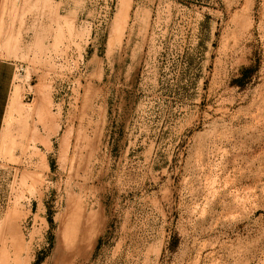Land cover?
Here are the masks:
<instances>
[{
  "label": "rangeland",
  "instance_id": "374dc122",
  "mask_svg": "<svg viewBox=\"0 0 264 264\" xmlns=\"http://www.w3.org/2000/svg\"><path fill=\"white\" fill-rule=\"evenodd\" d=\"M129 2L5 1L0 264H264V0Z\"/></svg>",
  "mask_w": 264,
  "mask_h": 264
},
{
  "label": "crops",
  "instance_id": "0c3cea01",
  "mask_svg": "<svg viewBox=\"0 0 264 264\" xmlns=\"http://www.w3.org/2000/svg\"><path fill=\"white\" fill-rule=\"evenodd\" d=\"M5 1L6 0H0V23H1V17L4 16V12H3V7H5ZM13 65L12 64H9V63H6V62H0V83L2 82H10V79H11V76H12V72H13ZM1 71L3 72H7V77L9 78V81H8V78L5 76H1ZM10 85L8 84L7 86V89H9ZM2 88V89H1ZM4 86L0 85V89L1 91L3 90ZM6 88V86H5Z\"/></svg>",
  "mask_w": 264,
  "mask_h": 264
},
{
  "label": "bare ground",
  "instance_id": "6f19581e",
  "mask_svg": "<svg viewBox=\"0 0 264 264\" xmlns=\"http://www.w3.org/2000/svg\"><path fill=\"white\" fill-rule=\"evenodd\" d=\"M125 1V0H124ZM128 3H130L129 2V0H128ZM124 4V3H123ZM125 8H127L126 6H125ZM126 13V12H125ZM125 13H124V15H125ZM123 15H121V17H122ZM120 17V18H121ZM124 24V23H123ZM121 27H123V26H121ZM14 95H15V92H14ZM16 104H17V100H16V98H14V96H13V98H12V100H11V107H13V108H15L16 109V111L17 112H21V107L20 106H16Z\"/></svg>",
  "mask_w": 264,
  "mask_h": 264
}]
</instances>
